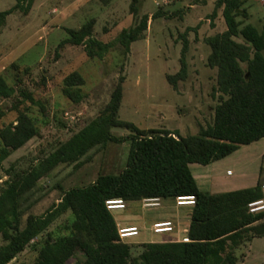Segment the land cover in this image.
Here are the masks:
<instances>
[{
    "label": "trees",
    "instance_id": "trees-1",
    "mask_svg": "<svg viewBox=\"0 0 264 264\" xmlns=\"http://www.w3.org/2000/svg\"><path fill=\"white\" fill-rule=\"evenodd\" d=\"M100 1L107 5L113 0ZM16 2L12 9L0 12V28L15 11L28 13L33 0ZM24 2L28 4L24 6ZM244 3V0H217L211 16L215 20L222 9L227 26L223 33L206 39L211 50L208 66L217 70L213 97L218 104L214 107L213 122L201 127L198 135L187 137L166 130H140L124 123L119 119L124 82L121 79L102 116L27 170L13 176L8 172L9 178L0 192V264H10L28 248L37 254L33 264H237V250L256 235L264 236V225L255 229V223L264 220V212L254 215L248 212L249 203L262 198V182L255 188L210 194L199 189L190 169L191 164H212L264 138V26L258 28L239 21L240 17H248L242 9ZM131 11L137 15L134 4ZM160 13L152 19L162 17ZM149 20L145 16L134 27L122 30L114 42L103 43L93 38L92 19L79 29H68V38L60 46L86 43L90 58H103L119 44L126 55L132 43L144 38ZM240 37L243 42L236 40ZM182 38L181 69L167 76L175 90L188 76L185 56L189 43L186 34ZM63 83L64 95L79 103L84 78L73 72ZM18 85L11 86L0 74V122L7 113L1 104L15 97ZM19 94L30 105H41L30 92ZM21 104L20 100L14 107L18 109ZM114 127L127 128L134 134L117 137L112 134ZM38 134L35 120L26 112H19L14 122L0 127V168ZM127 140L129 158L120 174L99 175L88 186L64 191L59 202L46 213L30 214L24 222L33 206L26 203L40 179L62 165L79 168L81 160L96 147ZM179 196L196 198L187 233L189 243H144L135 255L131 244L120 241L106 201L122 199L128 204L146 198L174 200Z\"/></svg>",
    "mask_w": 264,
    "mask_h": 264
},
{
    "label": "rangeland",
    "instance_id": "rangeland-1",
    "mask_svg": "<svg viewBox=\"0 0 264 264\" xmlns=\"http://www.w3.org/2000/svg\"><path fill=\"white\" fill-rule=\"evenodd\" d=\"M244 1L242 9L247 11L248 17H240L239 21L243 25L263 27L264 1ZM216 2L113 0L105 5L100 0H33L28 13L17 10L8 16L6 24L0 28V74L11 86L19 85L15 97L1 104L7 113L0 127L14 122L19 112H26L35 120L39 134L4 161L0 168V192L9 178L8 172L13 176L27 170L39 158L49 155L74 133L102 116L121 79L124 80L119 110L122 122L140 130H166L183 137L196 136L201 127L210 125L214 107L218 104L213 97L217 70L208 66L211 50L206 39L227 30L222 9L218 10L215 20L211 19ZM28 3L24 2V6ZM16 4V0H0V12L10 10ZM132 4L136 16L132 14ZM159 12L163 16L152 19ZM145 16L150 18L148 30L143 39L132 43L126 55L119 44L103 58H90L86 43L60 46L68 38V29H79L92 19L95 20L93 38L111 43L122 30L134 27ZM184 34L189 43L185 56L188 76L175 90L167 76L175 75L181 69ZM236 40L243 42L241 37ZM73 72L80 73L85 80L80 87L83 98L79 103L63 92V81ZM20 91L30 92L41 105L23 101ZM20 100L22 104L16 109L14 106ZM112 134L127 138L134 133L124 127H114ZM129 153V140L122 144L109 142L105 148L91 150L81 160L79 168L76 165L58 167L51 175L39 180L26 203L33 206L24 216V222L30 214L46 213L59 202L64 191L88 186L99 175L120 174L127 165ZM174 205V200L168 199L163 201L161 208L143 209L137 201L129 203L127 209L111 214L116 224L138 223L139 236L126 241L138 255L139 245L144 243L180 240L154 234L152 224L144 227L146 216L148 219L174 218L166 211ZM190 209L184 208L187 214ZM141 212L144 217L138 218ZM244 251L240 250L238 254ZM36 255L28 248L10 264H33Z\"/></svg>",
    "mask_w": 264,
    "mask_h": 264
},
{
    "label": "crops",
    "instance_id": "crops-1",
    "mask_svg": "<svg viewBox=\"0 0 264 264\" xmlns=\"http://www.w3.org/2000/svg\"><path fill=\"white\" fill-rule=\"evenodd\" d=\"M190 169L199 189L203 192L223 194L255 188L259 182L264 184V138L250 145L242 146L236 152L212 164H191ZM224 171L226 172L223 173ZM184 208L176 207V205L167 207L166 211L171 212L174 217L170 219L149 218V221L148 216H146L144 227L148 228L150 224L159 220H172L175 224V232L168 238L181 240L187 236L192 211L191 208L190 213L187 214ZM137 216L138 218L144 217V212ZM182 225L185 226L182 227ZM262 225H264V220L255 223V229ZM117 226H137L140 228L136 222L124 225L117 224ZM243 249L245 251L239 255L238 251ZM236 255L238 257L237 264H264V236L256 235L251 241L243 244L237 250Z\"/></svg>",
    "mask_w": 264,
    "mask_h": 264
},
{
    "label": "built area",
    "instance_id": "built-area-1",
    "mask_svg": "<svg viewBox=\"0 0 264 264\" xmlns=\"http://www.w3.org/2000/svg\"><path fill=\"white\" fill-rule=\"evenodd\" d=\"M264 1V0H262ZM163 200L160 198H146L140 201L143 209H158L162 207ZM176 207H190L193 208L196 204L194 196H179L174 199ZM107 209L112 211L127 209V203L122 199H113L106 201ZM248 212L250 214H259L264 212V184L262 185V198L253 201L248 205ZM118 236L121 242L126 243L127 240L138 237L140 228L137 226H119ZM151 231L156 235H171L175 232V224L172 220H159L152 224ZM176 242L189 243L188 236L183 237Z\"/></svg>",
    "mask_w": 264,
    "mask_h": 264
}]
</instances>
